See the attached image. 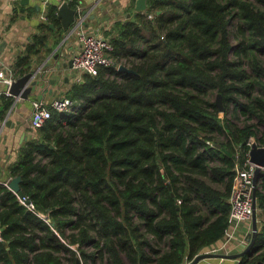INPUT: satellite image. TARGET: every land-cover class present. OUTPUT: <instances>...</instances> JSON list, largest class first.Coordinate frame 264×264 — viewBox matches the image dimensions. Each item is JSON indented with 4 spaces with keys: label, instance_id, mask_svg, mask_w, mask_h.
I'll use <instances>...</instances> for the list:
<instances>
[{
    "label": "trees",
    "instance_id": "16d2710c",
    "mask_svg": "<svg viewBox=\"0 0 264 264\" xmlns=\"http://www.w3.org/2000/svg\"><path fill=\"white\" fill-rule=\"evenodd\" d=\"M58 1L41 32L61 33ZM147 5L105 32L113 64L83 74L77 109L53 110L0 179V264H185L224 239L235 166L252 137L264 146V0ZM255 195L261 226L237 264H264V172Z\"/></svg>",
    "mask_w": 264,
    "mask_h": 264
},
{
    "label": "crops",
    "instance_id": "0c3cea01",
    "mask_svg": "<svg viewBox=\"0 0 264 264\" xmlns=\"http://www.w3.org/2000/svg\"><path fill=\"white\" fill-rule=\"evenodd\" d=\"M20 1L1 0L0 60L4 66L13 68L18 56L24 54L25 47L28 44H34L35 39L40 37L43 45H40L39 53L31 56L29 70L41 68L48 80L42 85L43 89L32 92L27 99H15L12 96L13 103L8 109L4 108V97L11 96L7 94L8 86L0 82V110H4V117L9 113L8 125L4 124V118L0 121V179L6 177L8 167L18 160L19 150L24 143L35 136V130L30 125L32 101L43 99L50 102L56 97L66 96L68 90L76 82H82L83 77V75H77L72 67H62L60 71L54 69L56 55L68 54L67 57H64V61H67L71 59L72 52L77 50L79 46L77 31L70 34L60 46L59 43L62 40L60 32L53 30L41 32L39 29L41 23L48 21V18L45 21L41 19V14L47 12V8H44L43 5L45 0H29L26 5H21ZM77 1L80 7L88 10L84 17L85 25L83 27L104 38H106L105 32L112 28L115 21L128 18V13L130 16L135 13L134 6L130 12H127L133 0ZM44 35L46 36L45 40ZM55 40H58V43ZM54 78H58V81L51 83ZM257 221H259L258 218ZM248 227L247 223L241 224L237 232L247 233ZM258 228H260L259 225ZM222 242L223 240L215 246ZM234 246L236 245L232 243L230 248ZM238 262L239 259L209 257L201 260L198 264H237Z\"/></svg>",
    "mask_w": 264,
    "mask_h": 264
},
{
    "label": "built area",
    "instance_id": "2783aa9c",
    "mask_svg": "<svg viewBox=\"0 0 264 264\" xmlns=\"http://www.w3.org/2000/svg\"><path fill=\"white\" fill-rule=\"evenodd\" d=\"M51 0H45L43 2L44 8L48 6ZM70 2L71 0H61ZM58 4V5H59ZM82 7L77 5V11H80ZM149 18L151 14L147 15ZM42 20H47V12L41 14ZM84 17L79 15L76 19L79 46L77 50L72 52V69L77 75L89 74L96 76L100 67H108L113 64L111 57L113 46L110 41L100 35L94 34L83 27ZM15 79L13 68L4 66L0 60V82L5 83L8 87ZM9 95V93L7 92ZM77 109L75 102L65 96L54 98L50 102H46L43 99H36L32 101V115L30 117V125L32 129L41 127L47 119L51 117L52 111H57L59 114L64 112H73ZM252 138L248 141L247 145L251 146ZM238 158V155L236 156ZM256 165L249 162L248 153L247 159L243 166L238 163L235 166V173L233 176L231 193L229 197L230 213L228 219V229L226 230L223 242L218 246H213L207 252L213 254L227 253L231 248L230 245L246 242V236L251 232V221L253 214V176L256 169ZM264 172V169H262ZM260 180L257 184V187ZM32 207V206H31ZM249 224L248 232H237V229L241 224ZM237 243V244H236ZM188 263V262H186Z\"/></svg>",
    "mask_w": 264,
    "mask_h": 264
},
{
    "label": "water",
    "instance_id": "95a60500",
    "mask_svg": "<svg viewBox=\"0 0 264 264\" xmlns=\"http://www.w3.org/2000/svg\"><path fill=\"white\" fill-rule=\"evenodd\" d=\"M29 0H21V5H26ZM147 1L148 0H135V12L137 13H146L147 12ZM1 4V0H0ZM77 6L73 7L70 5L68 1L61 2L57 7V16L60 19L61 22V36L62 40L59 43L61 46L62 43L65 41V39L72 34L75 31L76 28V19L79 15H82L83 17L86 16L88 10L87 8H81L80 11H77ZM23 10V8H21ZM127 16H130V13L127 14ZM134 18H132L133 20ZM83 25L84 20H83ZM50 27L53 28V25L50 24ZM68 54H58L55 56L56 63L54 65V69L56 71H60L62 67H72V59H69L67 61H64V57H67ZM62 60V61H61ZM47 66V65H46ZM118 70L125 71L128 73H134L131 69L127 68L124 65H120L118 67ZM47 78L45 74L41 71V68H34L32 70H29L28 72L19 75L15 77V79L12 81L11 85L8 87V93L15 99L22 98L27 99L28 96L39 89H43L42 85L47 82ZM58 81V78H54L51 80V83H54ZM215 104L218 107L219 111L221 113L224 112V104L222 101V96L220 93L216 95ZM8 114L4 117V124L8 125ZM248 160L249 162L255 164L257 167L254 172L253 176V197H254V205H253V214H252V221H251V232L247 234L246 236V242L239 243L233 248H231L227 253L224 254H213L209 252H203L198 255H196L191 261L185 264H198L201 260L209 258V257H221V258H229V259H239L249 253L255 244L256 236L258 233V221H257V206H256V189L257 184L260 180V176L262 174V169H264V146L259 145L258 142L254 137H252V142L250 149L248 151ZM20 182H21V176L11 177L7 181L6 185L11 189L14 193L18 195V197L21 200H25L24 194L20 189ZM26 204H29L28 200H25ZM49 221V220H48ZM2 229H0L1 233ZM76 264H81L80 259H77Z\"/></svg>",
    "mask_w": 264,
    "mask_h": 264
},
{
    "label": "rangeland",
    "instance_id": "374dc122",
    "mask_svg": "<svg viewBox=\"0 0 264 264\" xmlns=\"http://www.w3.org/2000/svg\"><path fill=\"white\" fill-rule=\"evenodd\" d=\"M124 13H125V12H124ZM123 17H124V16H123ZM263 60H264V58H263ZM212 98H213V100L215 101L216 96L214 95V96H212ZM259 128L261 129V131H264V125H263V124H259ZM258 225L261 226V221H260V220L258 221ZM97 264H106V263H105V261H104V262L98 261Z\"/></svg>",
    "mask_w": 264,
    "mask_h": 264
}]
</instances>
